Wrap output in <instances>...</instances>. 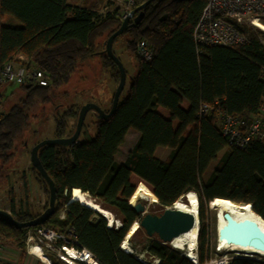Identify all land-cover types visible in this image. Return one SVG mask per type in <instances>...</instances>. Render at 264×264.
Masks as SVG:
<instances>
[{
	"label": "trees",
	"instance_id": "16d2710c",
	"mask_svg": "<svg viewBox=\"0 0 264 264\" xmlns=\"http://www.w3.org/2000/svg\"><path fill=\"white\" fill-rule=\"evenodd\" d=\"M89 1L86 6H73L69 0H0V66L21 56L47 80V86L21 85L25 97L8 112H0V167L15 156V144L29 126L35 103L52 102L55 92L89 59L98 55L106 69L115 71L119 82L118 67L106 53L98 51L97 41L107 40L122 21L99 18L91 9L100 7L101 2ZM146 1L139 0L137 6ZM207 2L155 0L147 6L141 22L122 34L128 36L127 49L135 56L137 73L126 96L121 95L117 111L104 120L96 114L94 137L84 124L76 145H47L39 151L57 193L55 214L42 226L62 232L74 228L78 247L90 251L99 264H145L120 248L132 226L141 221L133 207L140 192L150 194L154 202L158 199L159 212L173 207L189 192L196 193L201 224L199 264L210 258L204 232L208 202L223 198L249 203L264 220V145L253 142L244 150L229 147L214 115L199 118L202 104L217 101L232 115L249 120L260 116L264 105V33L249 30L250 42L237 47L198 49L193 34ZM5 16L16 19L21 27L2 25ZM141 41L153 51L150 62L136 56V44ZM80 109L73 105L55 116L56 138L67 135L69 121L78 120ZM130 130L140 136L126 160L118 163L115 156ZM158 148L170 150L166 160L155 156ZM214 162L216 167L203 181ZM31 169L48 195L45 211L49 189L32 165ZM25 185L27 188L26 180ZM72 188L88 193L97 205L117 216L122 227L111 229L96 210L79 201L68 203ZM9 202L10 213L19 222L39 216H33L28 206L18 208L13 195ZM63 210L65 218L61 220ZM33 229H17L0 216V242L22 250L21 262L26 257L23 237ZM130 243L158 264H194L157 237L148 238L141 227ZM230 264L264 261L243 257L233 258Z\"/></svg>",
	"mask_w": 264,
	"mask_h": 264
},
{
	"label": "rangeland",
	"instance_id": "374dc122",
	"mask_svg": "<svg viewBox=\"0 0 264 264\" xmlns=\"http://www.w3.org/2000/svg\"><path fill=\"white\" fill-rule=\"evenodd\" d=\"M89 0H69L73 6H86ZM1 24L8 27L19 28L21 24L11 16H5ZM108 40V39H107ZM106 38L97 41V49L102 54H105ZM127 35L120 36L113 45V52L122 62L126 72V86L122 93L125 97L131 85L132 78L137 73V63L135 56L127 49ZM115 71L113 69H106L103 66V61L96 55L89 59L77 72L73 74L70 82L55 92L53 101L48 104H43L37 101L31 110L29 126L24 131L23 135L17 140L15 144L16 154L7 165L0 167V209L9 211V198L11 195L15 197L18 208L27 209L29 207L33 216L41 215L44 212V207L48 201V195L38 178V175L31 169V150L38 143L45 140H52L56 138L55 116L62 114L69 107L73 105L84 106L88 103L98 105L102 110L109 111L112 107L114 94L118 88L119 82L115 80ZM6 87L7 100H2L0 105V112H8L13 106L17 105L21 99L25 97V92L16 84H8ZM96 113L90 112L85 120V129L92 137L95 136L96 128ZM77 120L69 121V129L67 135L63 138L71 137L76 129ZM71 133V134H70ZM84 137L82 136L81 139ZM139 138V133L130 130L128 132L124 143L120 146L115 159L118 163H123L129 152L132 150ZM170 154L167 148H158L155 156L160 160H166ZM221 155H219V158ZM217 162L211 164L203 177V181L208 179ZM15 178V179H14ZM11 180H13L11 182ZM27 181V188L25 185ZM141 195V196H140ZM142 194H137L133 205L139 203L145 206V211L151 214H157L159 211L156 204H151L148 199H141ZM181 201V200H180ZM28 202V204L26 203ZM130 202V201H129ZM183 202V201H182ZM28 206V207H27ZM208 213L205 217V238L207 249L209 250V261L228 260V264L233 258H249L264 261V256H250L240 252H232L229 250H218L216 247L217 231H216V217L215 213L207 205ZM117 220L119 218L114 216ZM97 217H95V220ZM201 225V224H200ZM200 231V229H199ZM30 230L26 231L27 234ZM25 234V235H26ZM199 236V234H198ZM155 240V237L151 238ZM24 240V237H23ZM138 244L139 240L135 241ZM171 244V243H170ZM170 244L168 246L173 248ZM130 248L134 252V256L145 264H158V260L147 258L140 251L138 245L133 247L129 242ZM13 248L14 255H18L19 250L13 245H7ZM178 250V249H176ZM183 255L186 250H179ZM197 254L199 252V241L197 247ZM189 254H186L188 256ZM27 256V254H26ZM190 259V258H189ZM46 261V260H45Z\"/></svg>",
	"mask_w": 264,
	"mask_h": 264
},
{
	"label": "built area",
	"instance_id": "2783aa9c",
	"mask_svg": "<svg viewBox=\"0 0 264 264\" xmlns=\"http://www.w3.org/2000/svg\"><path fill=\"white\" fill-rule=\"evenodd\" d=\"M98 1L101 2L100 7L91 9L96 16L111 17L119 21H123L139 3V0ZM249 30H260L264 33V0H208L195 26L193 37L198 49L215 46L232 48L250 42ZM261 43L264 44V40H261ZM135 52L136 56L145 62L153 60V51L145 41L136 44ZM262 78L264 79V70ZM8 84L47 86V80L37 70L31 69L27 62L17 59L0 66V87ZM209 115L215 116L217 126L229 147L244 150L253 142L264 145V105L260 110V116L249 120L223 110L218 101L212 105L202 104L199 118ZM59 218L61 220L65 218V210L61 211ZM104 218L109 228L118 230L122 227L120 220L112 219L110 223V218L105 215ZM22 241L28 256H32L29 247L34 244L42 255L52 261V264L54 262L68 264L65 262L66 258H70L68 249L79 257L77 260L73 259L75 264H99L90 251L78 247L75 230L72 227L66 232L55 228L36 227L30 230ZM7 245L9 244L0 242V264H3L5 256L9 254L15 256L13 253L15 250ZM123 251L134 254L128 241ZM190 260L194 264H199V260L198 262ZM39 261L45 264L42 260ZM228 263V260H220L206 264Z\"/></svg>",
	"mask_w": 264,
	"mask_h": 264
},
{
	"label": "water",
	"instance_id": "95a60500",
	"mask_svg": "<svg viewBox=\"0 0 264 264\" xmlns=\"http://www.w3.org/2000/svg\"><path fill=\"white\" fill-rule=\"evenodd\" d=\"M154 1L155 0H148L140 6H137L122 21L120 28L116 32H114L106 42L104 53H106V55L116 64L120 73L118 88L114 94L112 107L109 112H105L94 103H88L81 107L77 120L76 130L71 137L45 140L38 143L32 148L31 164L33 168L42 176L48 186L49 206L41 215L27 222H19L12 216L10 212L0 209V216L4 217L15 228L28 229L42 226L46 222H48L50 218L55 214V205L57 201L55 183L43 167L39 158V151L47 145H76L80 139L87 115L90 112L96 113L99 119L104 120L109 119L117 111L120 97L126 86V72L122 62L117 56H115L113 52V45L115 39L121 36L130 27L138 25L144 17V10L146 9V7ZM165 18L166 16L163 19ZM132 20L133 23L131 24ZM76 194L86 195L87 197L91 198V196L88 193L84 192L81 188H72L70 200L68 203L79 201L81 204L88 206L86 203H83L79 198L75 197ZM186 197L187 195H185L181 199V201L186 202ZM92 200L96 203L94 199ZM210 202H208V206ZM154 204H156V208L160 206L158 203V199L157 202H155ZM88 207L93 210H96L91 206ZM133 207L136 213L139 214L141 217V221L136 222L138 224V227H141V229L145 232L148 238L151 239L153 237H157L160 241L163 242L164 245L170 244L176 237L191 231L195 226V216L180 209H176L175 205L173 207L165 208L162 212H159L157 214L147 213L145 211V206L139 203L135 204ZM223 218L226 220V224L219 230L218 241H222L224 245H229L231 247L237 246L243 248L258 249L264 247V234L255 222L251 220L237 221L229 213H225ZM217 249L219 250V248Z\"/></svg>",
	"mask_w": 264,
	"mask_h": 264
},
{
	"label": "bare ground",
	"instance_id": "6f19581e",
	"mask_svg": "<svg viewBox=\"0 0 264 264\" xmlns=\"http://www.w3.org/2000/svg\"><path fill=\"white\" fill-rule=\"evenodd\" d=\"M138 194H142V198H141L142 200L148 199L150 200L151 204L155 203L152 200V197L150 194L146 192H140ZM75 197L79 198L83 203H86L88 206H91L92 208L103 213L106 217L110 218V223H112V219L117 220L114 217L115 215L111 211L101 207L100 205H97L91 198L87 197L86 195L76 194ZM175 208L180 209L184 212H187L195 216V226L193 227L191 231L186 232L176 237L171 242L170 245L173 248L178 249V250H186L189 254L187 258L188 259L190 258L192 260H197L198 262V254L196 251L198 247V234H199V229H200V219H199V201H198V197L196 193L189 192L186 197V202L178 201L175 204ZM209 208L215 213V217H216L217 241L215 243H216V247L219 248V251L229 250L232 252H240L241 254L244 253L247 256L248 255L264 256V247L261 249L243 248V247H237V246L231 247L229 245H224L222 241H218L219 230L226 224V220L223 218L225 213H229L237 221L251 220L255 222L260 227V229L262 230L264 234V220L260 216L254 213L251 204L238 203V202H235L229 199L215 198L211 200L209 204ZM137 228H138V224L135 223L123 241V247H121L122 250H124V247L126 246L127 241L130 242V238L136 232ZM29 251H30V254L38 258V260L45 261L46 259H48L46 256L41 254V252L37 249V247L34 244L30 245ZM67 252L70 258H66L65 262H67L68 264H75L73 259L77 260L79 258L78 255H76L75 252L70 249H68Z\"/></svg>",
	"mask_w": 264,
	"mask_h": 264
},
{
	"label": "crops",
	"instance_id": "0c3cea01",
	"mask_svg": "<svg viewBox=\"0 0 264 264\" xmlns=\"http://www.w3.org/2000/svg\"><path fill=\"white\" fill-rule=\"evenodd\" d=\"M18 60L19 61L27 62V60L24 59L21 56H19ZM0 95H1V100H7V99H9V98L6 97V95H7L6 87H4V88H3V86L0 87ZM12 181L13 180H11V182ZM16 253H18V255H17L18 258H16V255L13 256V255L9 254V255H7V256L4 257L3 264H42L36 257H32V256H28V255L25 257L24 261L21 262L20 261L21 260V252L18 251ZM43 262L45 264H52L49 259H46V261H43Z\"/></svg>",
	"mask_w": 264,
	"mask_h": 264
},
{
	"label": "clouds",
	"instance_id": "9594fccd",
	"mask_svg": "<svg viewBox=\"0 0 264 264\" xmlns=\"http://www.w3.org/2000/svg\"><path fill=\"white\" fill-rule=\"evenodd\" d=\"M188 195V194H187ZM100 212V211H99ZM102 215V214H101ZM107 221V220H106Z\"/></svg>",
	"mask_w": 264,
	"mask_h": 264
},
{
	"label": "flooded vegetation",
	"instance_id": "af4514ba",
	"mask_svg": "<svg viewBox=\"0 0 264 264\" xmlns=\"http://www.w3.org/2000/svg\"><path fill=\"white\" fill-rule=\"evenodd\" d=\"M131 22H133V20Z\"/></svg>",
	"mask_w": 264,
	"mask_h": 264
}]
</instances>
